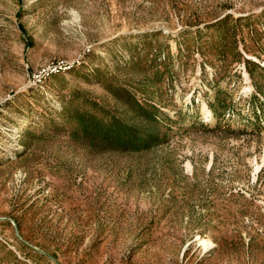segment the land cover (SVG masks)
Masks as SVG:
<instances>
[{
  "label": "rangeland",
  "instance_id": "obj_1",
  "mask_svg": "<svg viewBox=\"0 0 264 264\" xmlns=\"http://www.w3.org/2000/svg\"><path fill=\"white\" fill-rule=\"evenodd\" d=\"M0 264H264V0H0Z\"/></svg>",
  "mask_w": 264,
  "mask_h": 264
},
{
  "label": "bare ground",
  "instance_id": "obj_2",
  "mask_svg": "<svg viewBox=\"0 0 264 264\" xmlns=\"http://www.w3.org/2000/svg\"><path fill=\"white\" fill-rule=\"evenodd\" d=\"M208 116L211 117V118H214V115L211 112L208 114Z\"/></svg>",
  "mask_w": 264,
  "mask_h": 264
}]
</instances>
